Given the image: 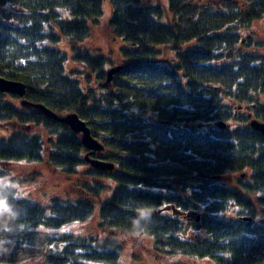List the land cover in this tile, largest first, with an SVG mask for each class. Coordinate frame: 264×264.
<instances>
[{
  "label": "trees",
  "instance_id": "trees-1",
  "mask_svg": "<svg viewBox=\"0 0 264 264\" xmlns=\"http://www.w3.org/2000/svg\"><path fill=\"white\" fill-rule=\"evenodd\" d=\"M107 1L127 62L110 84L113 60L80 47L104 0H0V76L24 83L29 102L77 113L103 145L92 157L115 165L91 167L66 124L0 93L3 182L5 165L41 162L91 180L87 198L47 203L1 182L0 264L24 259L38 233L49 264H121V232L157 255L264 264V134L248 125L264 122V54L251 50L264 0ZM162 51L175 59L155 61ZM231 173L236 187L218 183ZM94 218L99 235L62 232Z\"/></svg>",
  "mask_w": 264,
  "mask_h": 264
},
{
  "label": "rangeland",
  "instance_id": "rangeland-1",
  "mask_svg": "<svg viewBox=\"0 0 264 264\" xmlns=\"http://www.w3.org/2000/svg\"><path fill=\"white\" fill-rule=\"evenodd\" d=\"M142 1L160 3L164 7L166 6L165 10L168 9L167 0ZM111 12L112 10L109 2L104 0L103 14L98 19L97 23L94 24L90 37L81 44V46L78 45L91 52V54H102L111 58L114 64L109 66V70L115 67L121 68L127 63L122 60L118 52L121 44L113 34L109 23ZM169 19L171 20V17ZM167 20L168 15L165 12L161 21L167 22ZM253 28V36L251 37L253 44L252 49H250L258 54H264V21L255 23ZM174 59L175 55L172 52L162 51V53L155 58V61L165 63ZM67 68L68 71H71L78 69L79 67H77L74 62L69 61ZM67 73L69 74V72ZM66 114L67 113H58L61 117ZM3 127L11 131L17 129L16 126L11 127L9 125H4ZM38 133H43L45 139L48 137L43 130H40ZM3 168L6 173L5 178L8 179L6 180L7 183L10 182V184L17 187L24 196L26 195V197L37 202L47 203V200L50 198L77 199L88 197V194H86L82 187V183L84 181L90 182L91 180L88 178L85 179L82 174L77 177H70L65 173L55 170L47 162L5 165ZM237 178L238 174L231 173L218 177L217 181L218 183L229 187H236ZM2 179L3 178H0V183L3 182ZM244 179L247 181V178ZM234 219H236V217H234ZM95 222L96 220L94 218L85 224L76 223L65 227L62 232L78 234L81 236L99 235ZM117 237L122 244L121 264H213L203 259L195 260L184 256L166 257L161 254L157 255L154 251L153 245L142 238V235L121 232L117 233ZM45 239L46 234L38 233L31 235L27 246L28 248L26 247L22 249V251L25 249L24 259L19 258L16 263L13 264H49L47 255L51 253V246H46L44 244Z\"/></svg>",
  "mask_w": 264,
  "mask_h": 264
},
{
  "label": "water",
  "instance_id": "water-1",
  "mask_svg": "<svg viewBox=\"0 0 264 264\" xmlns=\"http://www.w3.org/2000/svg\"><path fill=\"white\" fill-rule=\"evenodd\" d=\"M120 70L119 67H115L110 69L107 72V80L106 83L110 84L112 82V79L114 77V74H116ZM0 93L9 94V95H15L20 97L21 99V105L28 106L34 109H38L48 117L52 118V120H58L64 124H66L70 130L80 136V141L85 150H88V153L85 155V160H87V163L95 169L98 170H104V171H113L115 169L114 163L111 162H105L102 160H99L98 158H93L92 156L97 152H101L103 150V145L95 139L92 134L91 130L89 129V126L87 125L86 121L83 119H80L79 115L77 113L70 112L67 113L65 116L61 117L51 109L47 108L46 106L42 104H35L32 102H29L26 98V85L19 81L9 80L5 77L0 76ZM217 127L219 128H227V126L224 122L220 121L217 124ZM248 125L255 131H258L262 134H264V122L259 121L257 119H252L248 123ZM244 177V176H242ZM250 219V218H249Z\"/></svg>",
  "mask_w": 264,
  "mask_h": 264
},
{
  "label": "clouds",
  "instance_id": "clouds-1",
  "mask_svg": "<svg viewBox=\"0 0 264 264\" xmlns=\"http://www.w3.org/2000/svg\"><path fill=\"white\" fill-rule=\"evenodd\" d=\"M4 184L5 185L7 184L6 180L4 181ZM7 207L8 206L4 201H0V212H4L5 210H7ZM140 211L144 214H147V213L151 212L152 209H151V207H147V208L141 209Z\"/></svg>",
  "mask_w": 264,
  "mask_h": 264
}]
</instances>
